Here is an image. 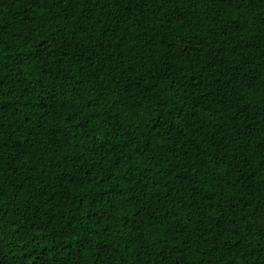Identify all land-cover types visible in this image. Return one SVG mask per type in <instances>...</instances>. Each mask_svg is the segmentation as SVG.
Wrapping results in <instances>:
<instances>
[{"label":"trees","instance_id":"1","mask_svg":"<svg viewBox=\"0 0 264 264\" xmlns=\"http://www.w3.org/2000/svg\"><path fill=\"white\" fill-rule=\"evenodd\" d=\"M262 104L264 0H0V264H264Z\"/></svg>","mask_w":264,"mask_h":264},{"label":"snow or ice","instance_id":"2","mask_svg":"<svg viewBox=\"0 0 264 264\" xmlns=\"http://www.w3.org/2000/svg\"><path fill=\"white\" fill-rule=\"evenodd\" d=\"M236 91L239 92V89H236ZM225 99L228 101L227 107L230 111L232 110L233 107L237 109V112L233 113L234 115H237L238 113L243 114L246 111H250V107L245 108V105L248 103V101H244L243 95L229 96L226 97ZM261 107L264 108V104H262ZM255 119L259 121V123H256L254 125L255 127L254 139H258L261 145V149L262 151H264V115H258L255 117ZM261 159H264V157H261ZM262 220H264V217H262ZM249 223H254V221H249Z\"/></svg>","mask_w":264,"mask_h":264}]
</instances>
